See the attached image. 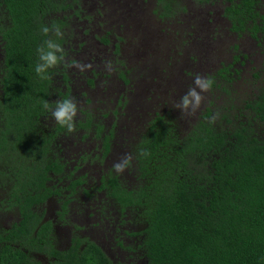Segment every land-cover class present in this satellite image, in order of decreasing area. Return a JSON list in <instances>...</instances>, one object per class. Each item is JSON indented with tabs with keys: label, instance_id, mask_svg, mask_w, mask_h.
Listing matches in <instances>:
<instances>
[{
	"label": "trees",
	"instance_id": "1",
	"mask_svg": "<svg viewBox=\"0 0 264 264\" xmlns=\"http://www.w3.org/2000/svg\"><path fill=\"white\" fill-rule=\"evenodd\" d=\"M191 1L210 6L220 2L217 16L225 21L226 34L245 35L264 57V0H156L172 11L170 15L187 10ZM135 3L0 0V264H46L31 253L40 245L56 257L53 264H264V58L249 80L254 90L240 100L230 96V85L222 84L233 81L239 67L222 66L206 75L214 84L195 114L182 117L174 108L193 80L178 100L167 102L171 91L162 95L165 103L151 115L147 107L136 109L133 104L138 114L140 110L146 114L136 118L134 111L133 123L122 133L133 157L126 170L129 176L124 172L115 177L108 171L92 178L105 192L94 204L102 215L98 224L116 223L118 252L125 254V263L78 235L63 250L46 236L48 225L37 208L55 195L62 213L67 212L86 193L83 186L91 179L87 171L69 170L67 157L96 138L93 143L103 156L119 147L117 107L131 103L127 92L134 89L128 72L135 69L127 67L130 52L122 49L119 28L109 22L118 13L120 25L126 24ZM203 19L202 30L210 29L212 18L207 17V24ZM53 24L64 32L59 42L68 60L90 64V69L61 66L50 70V79L36 75V49L49 38L41 26ZM200 55L205 64L202 50ZM246 57L238 52L234 56L240 65ZM109 60L118 70L115 74L105 69ZM116 82L118 87L108 91ZM93 88L106 98L112 95L109 101L116 105L107 110L112 118L101 101L88 96ZM68 97L79 106L72 133L42 107L44 101L54 107ZM217 98L222 100L219 105ZM92 99L98 113L88 107ZM86 137L90 139L83 141ZM141 149L150 155L139 156ZM63 180L65 186H59Z\"/></svg>",
	"mask_w": 264,
	"mask_h": 264
},
{
	"label": "rangeland",
	"instance_id": "2",
	"mask_svg": "<svg viewBox=\"0 0 264 264\" xmlns=\"http://www.w3.org/2000/svg\"><path fill=\"white\" fill-rule=\"evenodd\" d=\"M135 1V8L131 10V13H128L131 19H129L126 24L120 25V17L116 11V14H112L110 17L109 23L119 28L117 33L119 34L118 36L122 38V49L125 52L129 51L131 55V60L127 67L129 69H135V71H129L128 76L130 77V83H132L131 89L133 90L136 87L131 96V104H135L136 109L138 105L140 108L147 107L146 110H148L151 115L154 111L160 110L163 103H165L162 94L166 95L168 91H171L173 94L166 97L167 102L170 101L171 98L172 101L178 100V92L181 94L186 91V85L192 82L194 74L201 71L199 74L206 77L207 74L210 75L212 71L222 66H228L230 70L238 67L240 69L237 76L232 75L234 77L233 81L222 83L223 85L228 84L231 86V88H229L232 91L230 96H233L235 100H240L254 90V86H250L249 80L252 77V72L262 63L264 57L258 52L253 40L245 35L236 37L234 34H226L225 21L217 16L218 12L222 9L220 2L210 6L209 4L201 5L197 2L194 4L191 1L190 5L186 7L187 10H178L179 12L175 10L173 15H170L172 11L165 10L156 0H149L147 2H145V0ZM170 1L171 0H167V2ZM186 1L187 0H185V2ZM113 3L114 6L119 7L116 2ZM163 12L164 14L162 15L161 13ZM210 13L211 15H208ZM160 14L162 16H160ZM202 16L206 24L207 17L212 18L211 24H208L210 29L202 30L200 27ZM186 19H188V21ZM203 29L205 28L203 27ZM141 40L142 46L139 44ZM233 44H237L235 48L238 54L244 53L247 55L244 63L241 65L236 58L231 56L232 48L230 49V47H232ZM201 50L203 55H205V64L202 62L203 59L200 60ZM197 51L199 52V57L196 54ZM120 66L121 65L117 64L115 67L119 68ZM117 71L118 70H114L113 74ZM173 77L175 83L169 87L167 83H169ZM99 81L100 80L96 79L97 87ZM123 86L124 85H121L120 88ZM117 87L118 83L116 82L115 85L109 87L108 91H112ZM218 91H220V88L217 90V95H215V97L218 96ZM127 94L129 95V92H127ZM208 94L209 92L202 93L203 96ZM150 95L153 96L148 101L137 102L138 100H146ZM88 96L97 101H101L102 108H104L108 116L112 118V112L107 111L108 108H114L116 105L115 101H109L112 95H108L106 98L103 92H99L96 88H93L88 92ZM93 99L88 107L92 108L93 112L97 111L98 113L99 110H97V106ZM217 102L219 105L222 103V100L217 98ZM133 109L136 118L145 116L146 114V110H140V114H138L137 110L135 108ZM117 112L115 121L118 122L120 127L117 140L119 147L115 146L110 153L103 156L105 159L103 162L104 166L107 167L110 165L108 170L112 173H116L113 170V164L120 161L125 154L130 153V148L127 146V143L124 142L125 135L122 133H126L127 130H125V128L129 127L130 123H133L125 117V106L121 107L120 105L117 107ZM132 135L133 133L130 134V137H132ZM89 139V137H86L83 141ZM98 140L99 139L96 138L93 139L91 143L86 142V144H83L82 149L89 152L90 155H95L93 151H97V149L93 142ZM100 152H102V150H100ZM57 155H62V152ZM126 170L124 171L125 173L123 172V175L128 177L129 174L128 172L126 173ZM128 179H130V177ZM65 184L66 182H63L62 186L64 187ZM67 193L68 191L65 190L64 194ZM98 195H101V193H98ZM108 200L109 199H107L106 202ZM100 201V197H97V202ZM49 206H54V203H51ZM75 206L74 204L70 205L72 212ZM110 208L113 207L111 206ZM47 216L49 215L47 214ZM76 222L78 225L76 228L78 234H84L86 228L81 224L88 225L89 221L80 214ZM110 229L111 226L109 225V228L103 227L102 231L109 233ZM124 256L125 254L123 252H117L113 259L115 261L123 260L125 263L126 258L124 259Z\"/></svg>",
	"mask_w": 264,
	"mask_h": 264
},
{
	"label": "flooded vegetation",
	"instance_id": "3",
	"mask_svg": "<svg viewBox=\"0 0 264 264\" xmlns=\"http://www.w3.org/2000/svg\"><path fill=\"white\" fill-rule=\"evenodd\" d=\"M236 55V49L232 48L231 56L234 58V56ZM135 89L136 87L134 88V90ZM128 92L129 96H132V93L134 91H129L128 89ZM148 100L149 99L147 98L144 101L138 100L137 102H145ZM124 106L126 111L128 112L126 114V117L130 122H132L134 118L133 105L129 103L125 104ZM83 144H86V142H84ZM75 150L78 151H74V154H71L70 157H67V160H69L71 165L69 170L74 169V173H80L81 170L88 172V176L91 177V179H89V181H87V183L83 186L86 193H82L80 201L74 207L73 212L72 208L70 209L69 205L67 212L62 213L60 204L59 202H57V198H55V195H52L37 208V214L42 216V222H47L46 224L48 225V231L46 233V236H48L55 242L56 248L61 250L68 249L73 242L74 236L78 235L84 241V243L87 242L84 239L90 240L100 245L108 257L114 258L116 253L119 251L118 238H116L118 235L115 229L117 226H115V222L109 224L108 221L105 220V226L107 228H109V225L111 226L110 232L108 233L107 237H105V233L104 231H102L103 225L98 224V222L102 221V215L99 212H96V207L94 205L97 202V197H103L105 192L97 188L100 186L99 181L95 186L92 181V178L99 179L102 175L107 174L108 171H110L108 170V167L110 165L107 167L104 166L103 162L105 159L103 158V152H100L98 149L97 151H93L95 155L89 154L90 156H85V158L83 157V160H81L82 158L80 159V156L88 154L89 152H86L83 149L79 148ZM113 175L116 177L117 173H113ZM62 183L63 182L61 181L58 185L62 186ZM98 193H101V195H98ZM51 203H54V206L50 207L49 205ZM47 214L49 216H47ZM80 214H82L89 221L88 225L81 224L84 228H86L85 233L81 235L78 234V231L76 230V228L78 227L76 220L77 218H79ZM48 251L49 249L47 246L40 245L39 249L33 250L31 253L34 257L40 259L42 263L53 264V262L56 260V257L49 255Z\"/></svg>",
	"mask_w": 264,
	"mask_h": 264
},
{
	"label": "clouds",
	"instance_id": "4",
	"mask_svg": "<svg viewBox=\"0 0 264 264\" xmlns=\"http://www.w3.org/2000/svg\"><path fill=\"white\" fill-rule=\"evenodd\" d=\"M41 32L45 37L49 38L45 39L36 49L38 62L35 65L34 71L40 79H50V70L61 66L65 69L76 68L81 72L91 68L90 64H83L74 59L68 60V54L59 42L64 37V32L59 25L53 24L51 27L42 25ZM53 36L56 39L51 38ZM105 69L108 72L115 70L112 61L109 60L105 63ZM213 84L214 81L211 78L202 76L199 73L194 74L193 85L174 104V108L180 111L182 117L184 115L195 114L204 100L202 93L211 91ZM42 107L46 111H50L55 122L60 127L66 129L68 133L76 131L75 120L79 112V106L74 97L57 100L54 107L48 101H44ZM215 118L213 117L210 122L214 123ZM138 155L146 157L150 155V152L147 149H141ZM132 159L133 157L130 153L125 154L120 161L113 164V170L118 174L123 173L131 166Z\"/></svg>",
	"mask_w": 264,
	"mask_h": 264
}]
</instances>
